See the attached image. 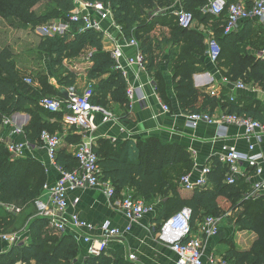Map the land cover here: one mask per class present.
Instances as JSON below:
<instances>
[{"label": "trees", "instance_id": "1", "mask_svg": "<svg viewBox=\"0 0 264 264\" xmlns=\"http://www.w3.org/2000/svg\"><path fill=\"white\" fill-rule=\"evenodd\" d=\"M82 1L101 2L112 9L123 37L128 40L134 37L139 42L144 69L154 74L163 95L166 94V83L161 72L162 49L170 44L182 43L180 54L172 58L170 66L173 86L183 112L213 115L220 108L225 114L264 122L263 102L253 98H218L209 88L201 90L195 87L194 75L200 72L195 67L192 53L205 52V38L193 30L180 28L172 12L165 17L159 15L161 11L171 9L176 0ZM209 1L180 0V5L185 11L192 12L195 19L207 22L216 18L209 13L204 14ZM45 5L53 8L47 14H38L36 8ZM75 11L74 0H0V19L11 26L35 29L51 21L68 19ZM154 11L156 15L145 19L141 16L142 13ZM216 19L224 20L222 23L214 22L216 42L221 48L217 62L224 76L232 82L242 80L247 85H258L264 89V63L256 55V52L264 49V33L257 34V39L249 42V46L244 45L248 39L245 32L225 33L227 12ZM80 26L73 25L72 33L64 37L43 38L39 50L48 53L52 69L59 70L63 68L68 55L72 57L89 49L92 67L88 79L95 84L91 102L106 108L109 98L110 102L127 107L128 84L122 73L116 70L111 53L105 51L103 34L95 30L82 31ZM164 28L170 29V37L163 32ZM248 48L255 52L250 53ZM14 57L11 48L0 50V129L5 119L28 113L31 122L25 129L27 139L30 144L41 146L40 138L44 131L54 134L53 127L45 119L57 118L61 121L63 115L47 112L40 106V101L47 95L65 99L62 89H75L81 95L77 84L78 74L70 72L63 80L59 77V90L50 85L43 75H36L29 84V79L16 69ZM93 150L99 157L102 179L112 183L116 198L127 190V193L144 200L149 206L158 198L165 201L157 217L158 222L167 221L188 208L192 211L191 225L195 229L197 222H201L205 216L221 218L225 211L219 199H226L233 211L236 210V214L229 218L230 222L242 231L255 234L256 240L247 251L232 246L226 252L225 260L230 264H264V198L245 201L244 196L250 185L244 179L234 185L226 184L228 170L218 157L212 160L208 188L196 190L190 198H183L179 188L182 176L177 174L183 169L188 175L194 166L186 148L154 138L137 142L101 139L94 144ZM56 164L67 171L79 166L76 157L69 156L66 149L59 150ZM47 181L43 164L30 158L16 157L6 145L0 143V235L18 231L16 227L12 231L10 229L17 226L22 214L28 220L35 212L28 224L29 242L14 245L9 252L0 255V264H71L75 259L78 245L74 238L50 230L48 219L37 216L35 202L43 196ZM12 207L21 210V214L11 212L9 208ZM86 264L130 263L106 250L100 257L89 258Z\"/></svg>", "mask_w": 264, "mask_h": 264}, {"label": "crops", "instance_id": "2", "mask_svg": "<svg viewBox=\"0 0 264 264\" xmlns=\"http://www.w3.org/2000/svg\"><path fill=\"white\" fill-rule=\"evenodd\" d=\"M237 1L245 7L251 8L255 0ZM180 8V0H176L175 5L171 9L175 12ZM168 14L169 12L166 11L159 13L161 17H165ZM216 18L207 22L196 19L193 27L188 29L199 33L205 38V52L203 54L192 53L194 61L196 62L195 67L200 72L194 75L195 87L201 90L209 88L210 92L216 93L218 98L233 97L241 100L253 98L264 104L263 88L251 84L249 86H252V89H249V91L235 90L232 84H225L224 79H228V77L224 76L219 68L218 62L214 63L209 57V44L212 41L216 42L214 22L224 21L223 19L219 20ZM163 30L170 37V29L164 28ZM244 32L248 36L244 45L249 46V42L257 39V34L264 33V22L257 19L244 22L232 33L239 34ZM103 42L105 51L111 52L113 42L108 39H104ZM181 46L182 43L170 44L164 46L162 49L161 72L166 83L165 95L160 92L158 81L154 77V74H150L144 68H139L136 65L129 69L128 77L126 78L128 88L136 90L134 100L129 101L127 107L112 103L109 98L106 108L96 105L105 110L108 117H111L110 122L104 123V114L97 112L91 120L93 131L82 136L81 132L76 129L63 125L62 120L59 121L57 118L45 119L53 127L54 134L59 135L61 138L62 146L60 150L66 149V153L69 156H74L79 144L91 138L95 143L101 139L112 142H137L139 140L154 138L165 143L176 144L186 148L194 161V166L188 174H193L194 178L201 173L202 169L211 167L212 160L223 151L224 146L234 147L240 152H246L249 145L253 143L256 145L257 150L264 155V138L261 141H250L245 137L243 128L237 126L220 128L218 125L204 123L200 124L196 129L188 126V114L180 109L173 86V75L170 66L172 58L180 54ZM124 51L126 56L136 57L138 52H140V48L137 50L135 48L125 47ZM248 51L250 53L255 52L251 48H248ZM260 53L261 51L256 52V55L260 57ZM91 67L92 63L90 61ZM90 68L86 73L87 80H89L88 73ZM223 70L226 72V69ZM204 79H206L207 85L202 87L201 83H204ZM236 82L238 81H234V83ZM49 83L56 88V84L53 81ZM36 87L40 88L39 85H36ZM165 106L170 109L169 112H165ZM222 114L223 111L218 108L213 116L218 118ZM30 122L31 117L27 113L17 114L5 119L0 129V143L8 147L10 144H26L29 142L25 129ZM19 130L20 133H18ZM23 158H30L43 164L48 176L47 185L50 188L55 186L60 179V171L51 162L46 148L42 145H34L31 149L27 148ZM262 165L264 166V160ZM242 168L246 170V165L243 164ZM245 181L250 185L252 182L257 181V177L252 174V177L247 178ZM179 188L183 198H190L194 193L185 190L181 187L180 183ZM126 194L127 190L123 192L121 197L110 200L104 191L99 188L80 189L68 192V208L62 215L63 220L67 223V227L64 232L58 233L69 235L77 242L78 253L71 264H86L89 258H92L89 254V245L85 243L83 238L86 234L96 239L103 238L104 226L106 224L110 228H115L122 232L121 237L109 242L107 249L119 258L129 262V255L135 254L138 261L142 264H178V255L168 245L162 243L158 237L163 224L166 222H158L157 220L165 201L162 198L156 199L155 203L151 205L153 208L152 212L146 214L140 221L130 222L118 205V201H121ZM43 196L44 201L49 199L47 192H44ZM223 203L230 204L226 199L220 198L219 204L222 208H224ZM33 215L35 216V212H33ZM72 216H78L81 220L91 224L93 228L91 230L75 229L71 225ZM224 216L225 214L221 217L220 231L214 237L207 238L202 236L200 227L205 220L197 222L196 228L194 229L193 235L202 238L204 241V262L206 264L213 257L225 259L226 252L232 246L241 251H247L256 240L255 234L240 230L232 222L229 223L230 225L226 224ZM22 217L18 220L17 226L10 229L12 231L16 227L18 231L4 233L0 236L20 234L22 241L27 240L26 243H28V224L33 217L28 220L25 218L26 215L22 214ZM12 247L9 242H5L0 238V255L9 252Z\"/></svg>", "mask_w": 264, "mask_h": 264}, {"label": "built area", "instance_id": "3", "mask_svg": "<svg viewBox=\"0 0 264 264\" xmlns=\"http://www.w3.org/2000/svg\"><path fill=\"white\" fill-rule=\"evenodd\" d=\"M76 11L65 20L51 21L42 25L38 33L43 37H64L71 34L73 25L80 24V30H95L103 34L104 39L113 42L111 50L112 58L116 62V70L120 71L123 77H128L129 69L134 66L144 68V57L138 52L136 57L126 56L125 47L139 49V42L136 38L125 39L122 35L121 28L116 24L112 9L101 2L89 3L82 0H75ZM227 12V24L225 33L230 34L236 31L241 24L253 19L264 22V0H255L251 8H247L237 0H210L204 13H209L215 17L222 16ZM176 22L180 28L190 29L193 27L196 19L192 12L180 8L173 12ZM208 55L214 63H217L221 49L217 42L212 41L209 44ZM260 59L264 63V49L260 53ZM225 84H232L237 91H249L252 86L245 84L243 81L236 83L229 79H224ZM28 83H31L28 81ZM202 87L207 85L206 79L201 83ZM69 99L43 98L40 106L49 113L62 114V123L65 126L76 129L81 135H87L93 131L92 117L95 113L104 114L103 122L111 121L105 110L94 105L91 102L93 96L92 90H84L81 95L77 94L75 89H69ZM215 94V93H213ZM136 90L128 88L127 97L129 101L134 100ZM234 100V98H231ZM165 112L170 109L165 106ZM188 126L196 129L200 124L218 125L220 128L228 126H237L243 128L245 137L250 141H261L264 138V122L253 120L251 118L240 117L223 113L216 118L209 113H192L187 115ZM20 133V130L18 131ZM41 144L46 148L48 157L51 162L58 168L61 173L58 182L50 188L47 184L44 186V192H47L49 199L44 201V196L35 202L37 216L48 219L51 229L57 232H64L67 223L63 220L62 215L68 208V192L80 189H102L105 195L113 200L115 189L111 182L102 179L101 169L98 165L99 157L94 152L95 141L91 138L83 141L76 148L74 156L79 166L73 171H67L56 164V159L62 141L59 135L51 134L44 131L40 138ZM34 145L27 142L26 144H10L8 150L16 157H24L27 148H33ZM219 161L227 168L226 184L234 185L238 180L257 177V181L250 184L248 192L244 196L245 201H255L264 198V160L263 153L257 150L255 144L251 143L246 152H240L234 147L224 146L223 151L217 156ZM246 165V170L242 165ZM252 172V173H250ZM210 167L202 169L201 173L194 178L193 174L185 175L180 180V185L185 190L194 192L203 190L210 185L209 180ZM250 173V174H249ZM118 205L124 212L130 222L140 221L146 214L152 212V206H149L144 200L134 198L127 193ZM11 212L20 214L21 210L9 208ZM221 218H206L200 227L203 237H214L220 231ZM192 211L188 208L180 211L174 217L167 220L158 234L159 240L168 245L177 255L178 264H206L204 262L205 244L202 238L194 236V229L191 225ZM71 225L77 230H91L93 226L81 220L78 216L71 217ZM130 230V229H129ZM122 236V232L115 228H110L108 224L104 226V237L101 239L92 238L86 234L83 238L89 245V254L92 257H100L108 249L109 242ZM0 238L9 242L12 246L27 242L22 241L20 234H11L0 236ZM128 261L131 264H142L138 261L135 254H130ZM208 264H230L224 258L213 257L209 259Z\"/></svg>", "mask_w": 264, "mask_h": 264}, {"label": "rangeland", "instance_id": "4", "mask_svg": "<svg viewBox=\"0 0 264 264\" xmlns=\"http://www.w3.org/2000/svg\"><path fill=\"white\" fill-rule=\"evenodd\" d=\"M52 8L53 7H47L45 5L36 8V12L38 14H47V12H49ZM170 11L173 12L172 9L166 10V12L169 13ZM154 14L156 15L155 11L146 14L142 13L141 16L143 19H145L153 16ZM39 27L40 26H37L35 29H33L32 27L25 26H11L8 22L0 19V50L6 47L13 50L15 54L14 63L16 69L19 71V73L26 76L30 82L36 75H43V78H47L46 80L53 81L56 84V88L59 90L60 85L58 78L60 77L61 80H63L69 75L70 72H75L78 74L77 84L80 92L87 89L93 91L95 89V84L90 83L89 80L86 79L87 70L90 68V50L87 49L79 54L73 55L72 57L68 55L63 68L59 70L52 69L51 57L49 54L39 50V45L43 40V37L38 33ZM45 97L57 99L52 95H47ZM177 175L183 177L187 174L185 170L181 169L180 173ZM153 203H155V201ZM223 207L225 211L224 219L226 221L224 222L229 224L231 223L229 218L236 214V210L233 211L231 204L223 203ZM206 218H209V216L203 217L202 221H204Z\"/></svg>", "mask_w": 264, "mask_h": 264}, {"label": "water", "instance_id": "5", "mask_svg": "<svg viewBox=\"0 0 264 264\" xmlns=\"http://www.w3.org/2000/svg\"><path fill=\"white\" fill-rule=\"evenodd\" d=\"M61 93H62L63 97L65 98V100H68V99H69V93H68V90H66V89H62V90H61Z\"/></svg>", "mask_w": 264, "mask_h": 264}]
</instances>
